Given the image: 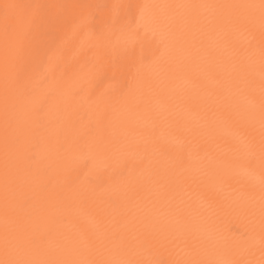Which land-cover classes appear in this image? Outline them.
I'll use <instances>...</instances> for the list:
<instances>
[{
  "label": "bare ground",
  "instance_id": "1",
  "mask_svg": "<svg viewBox=\"0 0 264 264\" xmlns=\"http://www.w3.org/2000/svg\"><path fill=\"white\" fill-rule=\"evenodd\" d=\"M0 264H264V0H0Z\"/></svg>",
  "mask_w": 264,
  "mask_h": 264
},
{
  "label": "snow or ice",
  "instance_id": "2",
  "mask_svg": "<svg viewBox=\"0 0 264 264\" xmlns=\"http://www.w3.org/2000/svg\"><path fill=\"white\" fill-rule=\"evenodd\" d=\"M19 7L14 4H5L4 9L7 18V10L11 8ZM94 7L93 5H83L82 9ZM113 17L110 23L109 34L106 37V43L110 45L114 50H123L125 53L136 43L137 29L129 21L123 19L119 15L120 5H113ZM115 37V39H113ZM83 71V70H82ZM91 72H84V79L87 80ZM91 155L94 159L96 166H103L107 160V154L111 149L106 145L91 146Z\"/></svg>",
  "mask_w": 264,
  "mask_h": 264
}]
</instances>
